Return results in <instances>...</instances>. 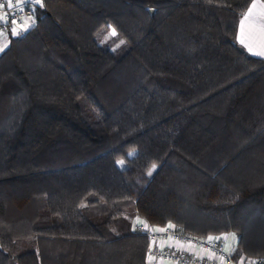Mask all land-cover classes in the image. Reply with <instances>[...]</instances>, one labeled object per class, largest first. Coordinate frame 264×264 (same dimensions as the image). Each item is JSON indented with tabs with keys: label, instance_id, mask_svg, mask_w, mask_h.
Here are the masks:
<instances>
[{
	"label": "trees",
	"instance_id": "obj_1",
	"mask_svg": "<svg viewBox=\"0 0 264 264\" xmlns=\"http://www.w3.org/2000/svg\"><path fill=\"white\" fill-rule=\"evenodd\" d=\"M250 1L38 4L0 54V264H147L135 217L264 258V60L236 41Z\"/></svg>",
	"mask_w": 264,
	"mask_h": 264
},
{
	"label": "built area",
	"instance_id": "obj_2",
	"mask_svg": "<svg viewBox=\"0 0 264 264\" xmlns=\"http://www.w3.org/2000/svg\"><path fill=\"white\" fill-rule=\"evenodd\" d=\"M0 4L3 5V7H0V17H7L0 21V33L12 34L15 30L20 34L18 28L23 22L30 21L35 24L38 6L35 0H11L10 6L8 0H0ZM145 224L149 227L145 228ZM168 225L154 227L140 217L134 218V229L144 234L149 240V248L146 255L147 264H252L253 261L256 264H261V261H264V258H241L236 261L233 259V250L226 251L222 240L213 239L209 241L208 237L200 239L186 236L175 232ZM157 228H164L166 231H155ZM209 237L217 238L219 236ZM164 241H169V245H163ZM177 243H184L195 248L197 255L189 254L184 249L181 250L176 246L174 247V244ZM162 245L165 247H162ZM209 253L213 257H208L207 254Z\"/></svg>",
	"mask_w": 264,
	"mask_h": 264
},
{
	"label": "crops",
	"instance_id": "obj_3",
	"mask_svg": "<svg viewBox=\"0 0 264 264\" xmlns=\"http://www.w3.org/2000/svg\"><path fill=\"white\" fill-rule=\"evenodd\" d=\"M253 3H254V0H251L250 4L248 5L244 14L248 11L249 7ZM255 3L257 6H256V8L253 9V13L249 17V20L245 21L244 27H243V32H242V28H241V20H242L244 14L240 18L239 23H238V28H237L236 41H237L238 45L248 55H250L254 58L264 60V55L255 54L258 51H264V0H255ZM33 25H34V23L30 22V27ZM18 35H20V34H18ZM10 36H13V34L0 33V49H3V50H0V54L8 48L9 43H10V38H11ZM241 36L244 39L245 43H241ZM249 48H251L252 51H250ZM225 238L223 241L227 240V237H225ZM223 244H224V242H223ZM163 245H169V241H164ZM163 245H162V247H165ZM175 246L178 249L186 250L189 254H192V255L196 254L197 255L196 249L191 247V246H188L187 244L177 243V244H174V247ZM224 249H225V247H224ZM233 249H234V246L231 247V250H233ZM207 255H208V257H213V255L210 253ZM162 264H166V263H162Z\"/></svg>",
	"mask_w": 264,
	"mask_h": 264
},
{
	"label": "snow or ice",
	"instance_id": "obj_4",
	"mask_svg": "<svg viewBox=\"0 0 264 264\" xmlns=\"http://www.w3.org/2000/svg\"><path fill=\"white\" fill-rule=\"evenodd\" d=\"M8 2H9V6H10V5H11V0H8ZM35 2H36L37 4H40V5L42 6V0H35ZM256 6H257V5H256L255 0H254V3L249 7L248 11L244 14V16H243V18H242V20H241V28H242V32H243V27H244V23H245V21L249 20V17L252 15V13H253V9L256 8ZM0 7H3V5L0 4ZM6 18H7L6 16H5V17H0V21L4 20V19H6ZM12 34H13V35H16V34H18V33L14 30ZM110 35H112V36H115V35H116V31H115V29H113V30L111 31ZM241 43H245V41H244V39L242 38V36H241ZM0 50H3V49H0ZM249 50L252 51L251 48H249ZM255 54H257V55H264V51H258V52H256ZM119 163H120V164H123V161H119ZM154 169H155V165H153V170H154ZM148 174L151 175V171H149ZM144 226H145V228H148V227H149L147 224H145ZM168 227L171 228V227H174V225L169 224ZM155 231H161V232H163V231H166V229H164V228H157V229H155ZM229 235H231L232 238L235 239V234H229ZM223 238H224V237H217V238L208 237V240H209V241H212L213 239H223ZM252 264H256V262L253 261ZM261 264H264V261H261Z\"/></svg>",
	"mask_w": 264,
	"mask_h": 264
},
{
	"label": "rangeland",
	"instance_id": "obj_5",
	"mask_svg": "<svg viewBox=\"0 0 264 264\" xmlns=\"http://www.w3.org/2000/svg\"><path fill=\"white\" fill-rule=\"evenodd\" d=\"M29 27H30V22L29 21L23 22V25L22 26H19V28H18L19 32H21L20 35H22L25 31H27V29ZM17 35L18 34L13 35V36H17ZM20 35H18V36H20ZM107 39H108V36L105 35L104 36V39L101 40V43H104ZM117 165L119 167L122 166V164H120L119 162L117 163ZM172 230H174L173 227H172ZM229 234H234V233L229 232V233H224V234L218 235L219 237H224V238L227 237V240H225V241H223L224 238L223 239H220V240H222L224 242V244H223V242H222V244L225 247V250L226 251H230L231 250V247H233L235 245V242H236V235H235V239H233L232 236L229 235Z\"/></svg>",
	"mask_w": 264,
	"mask_h": 264
},
{
	"label": "water",
	"instance_id": "obj_6",
	"mask_svg": "<svg viewBox=\"0 0 264 264\" xmlns=\"http://www.w3.org/2000/svg\"><path fill=\"white\" fill-rule=\"evenodd\" d=\"M150 13L152 14V10H150Z\"/></svg>",
	"mask_w": 264,
	"mask_h": 264
}]
</instances>
